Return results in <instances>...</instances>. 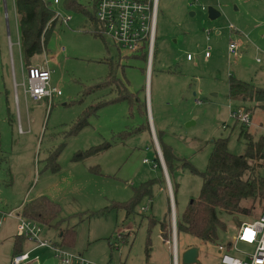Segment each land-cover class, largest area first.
Wrapping results in <instances>:
<instances>
[{
    "label": "rangeland",
    "instance_id": "374dc122",
    "mask_svg": "<svg viewBox=\"0 0 264 264\" xmlns=\"http://www.w3.org/2000/svg\"><path fill=\"white\" fill-rule=\"evenodd\" d=\"M13 1L0 0V213H19L20 206L45 197L59 215L51 226L41 225L40 237L58 245L64 230L75 231L72 244L63 248L88 264H175L170 218L174 212L179 219L199 196L213 141L225 138L230 152L245 151L240 123L230 111L251 109L253 121L262 125L248 131L264 135V110L231 99L227 85L236 77L264 88V0H158L149 110L147 62L95 34L89 19L94 0H74L75 9L67 7L71 0H44L58 18L30 62L49 69L50 86L61 94L31 100L22 85L27 66ZM208 6L220 12L216 19L208 18ZM68 15L70 20L60 22ZM110 61L139 104L119 98L106 78ZM155 140L161 154L166 148L172 155L163 164L168 182ZM144 182L149 192L127 211L123 205ZM260 211L256 205L249 216L219 214L226 229L214 241L179 232L176 264H187L181 253L192 246L197 247L192 264H220L217 244L235 235L236 222ZM163 220L170 227L167 240L159 227ZM17 225L11 216L0 224V264H12ZM19 244V254L28 253L20 264H60L48 247L21 237ZM237 249L251 248L239 242Z\"/></svg>",
    "mask_w": 264,
    "mask_h": 264
},
{
    "label": "trees",
    "instance_id": "16d2710c",
    "mask_svg": "<svg viewBox=\"0 0 264 264\" xmlns=\"http://www.w3.org/2000/svg\"><path fill=\"white\" fill-rule=\"evenodd\" d=\"M14 9L17 14L18 41L22 59L27 67L31 66L30 58L42 51L45 46L47 34L53 29L57 20L54 11L44 0H14ZM96 0L93 3V14L89 16L94 32L99 33L96 20ZM67 7L76 8V2L71 0ZM102 36V35H101ZM140 57L145 60V52L140 51ZM113 62L108 63L109 74L107 80L115 85L121 100H127L132 105L139 104L138 98L131 93L127 85L118 79L112 72ZM228 95L233 100L254 102L264 110V88L245 82L236 77H229ZM145 114L147 106L143 104ZM247 109V108H246ZM251 112V109H247ZM86 120L79 122L85 124ZM240 134L245 137V151L243 154H234L228 150L227 139L218 138L213 141L212 151L207 160L206 171L201 173L202 184L199 196L192 199L182 210L179 219H176L177 233L183 232L203 242L214 241L220 230L226 229L224 221L219 214H227L231 217L238 215L249 216L257 205L261 209L259 216L264 212V135L254 137V133L240 125ZM147 128L150 133L149 123ZM97 150V149H96ZM95 149L93 151H96ZM162 156L166 166L170 162L171 152L162 148ZM156 157L158 154L156 152ZM149 182H144L134 192L133 200L128 205H123L128 211L144 193H148ZM249 201L247 204L244 202ZM121 205L120 203H118ZM170 209V208H169ZM168 209V211H169ZM26 218L37 220L42 226H51V222L59 215V207L45 197H39L30 203L19 207L18 211ZM256 216V217H257ZM243 221V220H242ZM242 221L236 222L239 225ZM168 222H160L162 234L167 240ZM75 231L64 230L60 235L58 246L71 245ZM24 238L22 235L17 238ZM16 238V237H15ZM17 238L14 240V255L19 254L21 249L17 247Z\"/></svg>",
    "mask_w": 264,
    "mask_h": 264
},
{
    "label": "built area",
    "instance_id": "2783aa9c",
    "mask_svg": "<svg viewBox=\"0 0 264 264\" xmlns=\"http://www.w3.org/2000/svg\"><path fill=\"white\" fill-rule=\"evenodd\" d=\"M58 0H54L57 3ZM158 0H96V20L99 33L109 36L110 39L121 48H125L130 54L145 52L147 57L146 73H149L152 54L155 47L156 15ZM54 18H58L56 15ZM71 17H61L60 22L66 23ZM230 28H233L230 26ZM235 43L229 44V52L233 53ZM190 59L191 55L187 54ZM150 64V67L148 65ZM25 83L23 90L32 100L46 99L51 101L54 95H60V90L50 86V71L43 66L31 65L26 68ZM235 122H239L247 128L253 125L251 113L243 106L230 111ZM144 162L147 159H143ZM17 211V210H16ZM11 210L0 213V224L6 216L15 217L18 221L17 230L19 235L28 239L38 246H45L54 251V257L60 264H88L80 254L72 253L63 247L42 239L40 234L41 224L37 220L26 218L20 213ZM172 230L171 243L173 245V258L176 264L177 232L174 212L170 218ZM247 230V231H246ZM243 242L250 246V250H238L237 245ZM220 264H264V212L252 220H244L239 224L235 235L226 242L217 244ZM240 253L236 257L233 253ZM28 259L27 253L13 256L11 263L20 264Z\"/></svg>",
    "mask_w": 264,
    "mask_h": 264
},
{
    "label": "water",
    "instance_id": "95a60500",
    "mask_svg": "<svg viewBox=\"0 0 264 264\" xmlns=\"http://www.w3.org/2000/svg\"><path fill=\"white\" fill-rule=\"evenodd\" d=\"M207 15H208L209 19L213 20V19H216L217 16L220 15V12L218 10L214 9L213 7L208 6ZM150 64L148 65V67H150ZM149 75H150V72L146 73V87H147V84H148ZM147 92H148V87H147V91H146V103H147ZM151 134H153V136L155 137V134H154L153 129H152V125H151ZM155 139H156V137H155ZM155 145H156V149H158V156H159V159H160V163H161V165H162V167L164 169L165 178L167 180L166 166L163 165L164 162H163V157H162V154H161V149H159L158 143H157L156 140H155ZM167 182H168V180H167ZM170 196H171V194H170ZM171 202H172V205H173V197L172 196H171ZM196 256H197V247H195V246L189 247V248L185 249L181 253V258L183 259V262L187 263V264H192V262H196V260H197Z\"/></svg>",
    "mask_w": 264,
    "mask_h": 264
},
{
    "label": "crops",
    "instance_id": "0c3cea01",
    "mask_svg": "<svg viewBox=\"0 0 264 264\" xmlns=\"http://www.w3.org/2000/svg\"><path fill=\"white\" fill-rule=\"evenodd\" d=\"M14 11H15V9H14ZM230 29L232 30V28H230ZM155 37H156V36H155ZM155 42H156V41H155ZM187 54H188V53H187ZM187 54H186V55H187ZM186 59H187V60H191L192 57H191L190 59H189L188 57H186ZM148 95H149V92H147V103H148ZM248 102H249V101H248ZM148 109H149V103H148ZM250 113H251V112H250ZM251 114H252V113H251ZM261 123H262L261 121H260L259 123H255V122L253 121V125H254L255 127H256V126H257V127H261V125H262ZM16 238H17V237H16ZM16 238H15L14 240H16ZM14 240H13V244H14ZM19 242H20V238L18 237V238H17V244H18L17 247H18V249H21ZM41 247H45V246H41ZM36 250H38V248H36ZM36 250H35V251H36ZM35 251H34V252H35ZM26 253H27V252H26ZM27 254H28V253H27ZM31 254H32V253H31ZM53 257H54V254H53ZM54 259H56V258H54Z\"/></svg>",
    "mask_w": 264,
    "mask_h": 264
},
{
    "label": "snow or ice",
    "instance_id": "6c2138e0",
    "mask_svg": "<svg viewBox=\"0 0 264 264\" xmlns=\"http://www.w3.org/2000/svg\"><path fill=\"white\" fill-rule=\"evenodd\" d=\"M247 231V230H246Z\"/></svg>",
    "mask_w": 264,
    "mask_h": 264
}]
</instances>
